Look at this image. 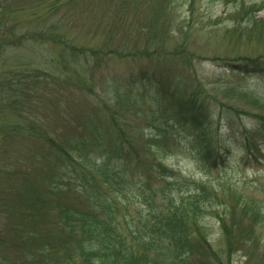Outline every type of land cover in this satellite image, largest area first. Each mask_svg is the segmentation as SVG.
<instances>
[{"label":"rangeland","instance_id":"rangeland-1","mask_svg":"<svg viewBox=\"0 0 264 264\" xmlns=\"http://www.w3.org/2000/svg\"><path fill=\"white\" fill-rule=\"evenodd\" d=\"M67 45L93 49L91 63L97 66L91 87L63 82L69 84L57 109L58 89L52 84L63 54L64 62L72 63ZM254 59L264 60V0H0V264H22L25 249L35 252L30 264H48L36 251L45 242L43 231L57 246L62 243L57 194L48 195L51 208L44 219H32L28 208L37 192L50 186L49 175L40 178L36 166L50 149L39 134H54L59 116L66 133L83 130L75 119L102 100L115 102V83L125 102L117 112L133 125L148 124L147 105H153L149 116L154 111L165 116L161 128L141 129L147 136L164 133L152 141L153 149L141 148L149 174L158 173L154 157L165 151L162 164L173 174L176 200L185 196L206 207L190 222L203 228L208 249L192 252L187 261L151 250L149 264H264V76L229 68H247ZM59 70L63 78L77 79L72 70ZM162 86L181 88L188 97L200 90L201 112L174 97L171 101L187 107L186 117L175 118L177 107L158 97ZM194 147L204 149L203 157ZM76 186L70 183L60 199L87 208L88 199ZM99 187L106 190L104 183ZM109 197L114 206L128 207L119 210L115 226L130 245V232L141 215L147 219L148 208L134 184ZM157 200L163 209L166 201ZM68 234L75 244V234ZM74 259L85 264L78 255ZM61 260L57 255L54 264H65Z\"/></svg>","mask_w":264,"mask_h":264},{"label":"trees","instance_id":"trees-1","mask_svg":"<svg viewBox=\"0 0 264 264\" xmlns=\"http://www.w3.org/2000/svg\"><path fill=\"white\" fill-rule=\"evenodd\" d=\"M66 47H68L66 51L72 57V63L64 62L63 54V60L59 61L63 67H58L55 71L56 80L54 81L56 83L52 84L55 90L58 89L57 109L62 108V101H64L63 86L67 83L63 84V82L65 80L67 82L75 81L74 84L78 82L79 85H76L81 89V85L90 86L91 84L89 85L88 82L93 79L92 70L97 66V64L91 63L97 55L93 49L74 45H67ZM250 62V65L246 63L247 68L237 65H232L229 68L236 72L234 69L241 67V73L264 76V60L254 59ZM69 64H72L71 69ZM59 69L72 70L73 73L77 74V81L67 77L63 78ZM40 76L42 77V74ZM44 77H47V75ZM107 81L106 79L105 82ZM118 87L119 84L115 83L113 87L116 91L114 93L116 96L115 102L109 103L102 100V102L93 106V109H87L85 114L75 119L77 130L79 129L78 126L84 125L83 130L66 133L61 128L64 125V120H62V116H59L58 118L61 120L58 128L60 129L57 128L54 134L51 135L39 134L43 138L46 137L50 149L44 150V153L36 162V166L39 170V177L42 174L44 176L49 175L50 186L46 190L37 192L36 201H31L28 208L31 207L29 212L33 214L31 215L32 219H44L49 214L45 210L51 208H48L51 200L48 195L57 194L59 200L57 199V203L53 202L56 205L57 223L61 227L59 230L62 233V243L57 246L55 241L51 240L53 235L43 231L42 239L45 242L36 251L42 254L43 259L48 264H54L57 255L65 264H74L76 255L85 264H149V251L151 250H154L161 258H186L185 261H187L192 252L204 253L209 247L203 228L198 223L197 226L193 227L190 222L191 218L195 219L198 212L203 211L202 209L206 207L200 205L197 201H186L185 196H182L179 201L176 200L175 182L169 180L170 177H173V174L169 172L166 174L167 168L162 164L165 151L161 150V152L155 154V161H153L155 164H152V168H156L158 171L156 174L150 175V166L147 167L141 162L143 157L141 148L153 149L154 142L152 141H158L157 139L162 138L164 135L163 132H159L147 136L144 133L145 131L143 132L141 129L146 125L161 128L165 124L163 118L165 116H157L159 113L157 111L149 116L148 112L153 109V105L146 106L144 104L148 124L141 127L133 125V122L117 112V107L125 106V102L117 93ZM199 93L200 90L196 89L188 97L189 93L181 88L172 90L170 87L167 91V88L162 86L158 90V97L161 100L168 98L170 100L168 105L177 107L176 111L178 112L175 113V118H179L187 116L184 114V109L187 107L178 106L171 99L179 97L185 100V104H188L189 108L193 107L194 111L201 112L200 109L203 108L204 103H202V99H199ZM51 102L54 103V100ZM127 102L129 106H137L132 100ZM161 102L157 101V104L159 103L158 108L165 114ZM139 106L140 104H138ZM180 107L181 110H179ZM171 111L173 112V109ZM177 121V124L181 122V120ZM221 142H223V139H221ZM244 144L245 146L248 145L246 150L250 155L253 150L249 137H247ZM194 149L199 157H203L204 149L197 147H194ZM218 158L217 155L214 157V159ZM49 163H52L50 169L46 166ZM153 176L155 178H151ZM72 182L77 183L78 189L82 193L80 195L88 199L87 208L78 204L76 200L65 202L60 199L70 189V183ZM103 183L106 185V190H101L99 187ZM128 184H134L139 197L142 199V204L148 208L147 219L144 220V216L141 215L140 222H143V224L137 222L136 227H133V231L130 232L133 241L130 245H126V240H122L121 234L117 232L115 226V218L119 210H127L128 207L127 205L119 207L117 204L114 206L109 197L112 192L117 193ZM160 196L166 201L163 209L160 208L161 206L157 200ZM192 197L198 198V194ZM69 232L75 234V244L70 243L72 238L71 234H68ZM38 234L36 232V237ZM136 248H139V250L144 248L145 253L136 251ZM22 254L25 255L22 264H30L32 262L31 258L35 257V252L27 249H25V252L22 251ZM160 263L157 262V264ZM2 264H5L4 260ZM6 264L15 263H8L7 261Z\"/></svg>","mask_w":264,"mask_h":264}]
</instances>
